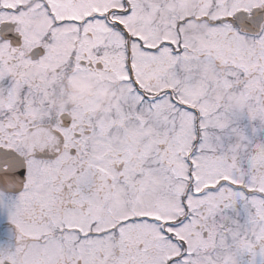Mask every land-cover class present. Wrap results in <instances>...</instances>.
<instances>
[{"label":"snow or ice","instance_id":"obj_1","mask_svg":"<svg viewBox=\"0 0 264 264\" xmlns=\"http://www.w3.org/2000/svg\"><path fill=\"white\" fill-rule=\"evenodd\" d=\"M71 80L116 104L61 103ZM0 264H264V0H0Z\"/></svg>","mask_w":264,"mask_h":264},{"label":"clouds","instance_id":"obj_2","mask_svg":"<svg viewBox=\"0 0 264 264\" xmlns=\"http://www.w3.org/2000/svg\"><path fill=\"white\" fill-rule=\"evenodd\" d=\"M68 93L67 99L61 103L62 108L65 104L85 105L88 103L90 95L97 94L93 92L91 85L78 80H71L69 82ZM98 95L105 105L114 106L116 104V100L114 99L116 92L114 90H105L103 92H99Z\"/></svg>","mask_w":264,"mask_h":264},{"label":"flooded vegetation","instance_id":"obj_3","mask_svg":"<svg viewBox=\"0 0 264 264\" xmlns=\"http://www.w3.org/2000/svg\"><path fill=\"white\" fill-rule=\"evenodd\" d=\"M69 82H70V81H69ZM69 82L67 83V85H66V87H65V91L67 92V96H68V94H69V93H68ZM81 82H82V81H81ZM90 85H91V87H92L93 92L96 91V93H97V94L95 95V98H98V99H99V101H100L99 106H103V105H105L104 102L100 99L98 93H99V92H103V91H105V90H112L111 87L108 86V85H106V84H104L102 81H92ZM92 97H94V95H90V96H89V98H88V103H89L90 100H92ZM66 99H67V98H66ZM2 239H3V236L0 235V240H2Z\"/></svg>","mask_w":264,"mask_h":264},{"label":"rangeland","instance_id":"obj_4","mask_svg":"<svg viewBox=\"0 0 264 264\" xmlns=\"http://www.w3.org/2000/svg\"><path fill=\"white\" fill-rule=\"evenodd\" d=\"M82 82H86V83H88V84L90 85L92 81H82ZM94 93H96V91H95ZM92 99H96V100L99 101L98 98H95V95H94V97H92ZM99 102H100V101H99ZM99 104H100V103H99ZM98 107H99V105H98Z\"/></svg>","mask_w":264,"mask_h":264}]
</instances>
